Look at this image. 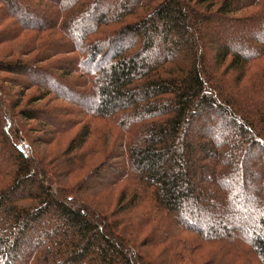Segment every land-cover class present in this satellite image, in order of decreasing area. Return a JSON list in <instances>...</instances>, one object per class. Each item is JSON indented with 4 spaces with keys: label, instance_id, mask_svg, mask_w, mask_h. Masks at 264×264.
Instances as JSON below:
<instances>
[{
    "label": "trees",
    "instance_id": "trees-1",
    "mask_svg": "<svg viewBox=\"0 0 264 264\" xmlns=\"http://www.w3.org/2000/svg\"><path fill=\"white\" fill-rule=\"evenodd\" d=\"M104 2L0 0V264H264V0Z\"/></svg>",
    "mask_w": 264,
    "mask_h": 264
},
{
    "label": "rangeland",
    "instance_id": "rangeland-1",
    "mask_svg": "<svg viewBox=\"0 0 264 264\" xmlns=\"http://www.w3.org/2000/svg\"><path fill=\"white\" fill-rule=\"evenodd\" d=\"M52 1H54V2H56V3H61V2H64L65 0H52ZM105 2L104 3H102V4H100V9L102 10V11H104V12H114V10H113V6L115 5V4H117V3H120V2H116V0H104ZM136 0H129V6L131 7L133 4H134V2H135ZM139 13H141L142 14V11H140ZM41 14H43V16H44V18L45 19H43L42 18V16L40 15V14H36V15H34L33 17V19H35V21L37 20V21H39V22H41L42 20H45V22H51V21H53V16H54V13L53 12H51V11H46V13L44 14V13H41ZM134 19H136V16H134L133 17V20ZM92 20V19H91ZM129 20V19H128ZM87 21V20H86ZM90 21V20H89ZM83 22V23H85V25H87V26H89V25H92V23H90V22ZM87 23V24H86ZM82 28H80L79 30H77L76 28L74 29V31L76 30L77 32H72V35H73V39L75 38V39H77V38H79V34H80V30H81ZM53 37V36H52ZM62 37V36H61ZM246 37L247 36H238L237 37V39L235 40V42H237V41H239L240 39H244V43H243V45L242 44H235L234 45V49H236V50H240L241 48H244L245 47V49H246V47H247V45H246V43H245V41L247 42V40H246ZM257 37H260V36H258V35H254L252 38H257ZM250 38V37H249ZM264 38V37H263ZM209 40V38H206V40ZM248 39V38H247ZM59 41V40H58ZM232 41V40H231ZM74 43H76L74 40H71V44H74ZM233 43V42H232ZM249 43V42H248ZM199 45L201 46V47H210V45L205 41H203L202 42V40H199ZM244 45H246V46H244ZM120 46H121V44L120 43H117L116 44V47H115V49H118V48H120ZM245 49H244V51H245ZM170 55V54H169ZM171 57H173V58H175L176 60H178L179 62L180 61H185L187 64H189L190 62V60H189V53L188 52H186V51H184V49L182 48V50H178V51H176L175 53H173V54H171L170 55ZM71 66H73V67H76V64H74V63H72V64H64V67H71ZM4 76V75H3ZM26 80H27V78H26ZM22 83H24L23 81H22ZM21 90V89H20ZM15 91L17 92V89H15ZM23 93H24V97H23V107L25 108V107H27V106H29V101L31 100V99H34V98H36L37 96H39V93H40V88L38 87H32V86H30V87H27L26 89H24L23 90ZM53 99L54 100V95H50V97L49 98H47V100H45L43 103H37V105L35 106V108H39V107H41V106H43V107H46V105H48V101H49V99ZM56 102V101H55ZM52 103V102H51ZM57 104H59V102H57ZM62 104V103H61ZM22 107V108H23ZM82 107L81 106H79L78 105V109H81ZM30 126L33 128H36V130L37 129H40V131H37L36 132V136H40V137H43V138H45L46 137V132L48 131V130H51V128L49 127V126H47V123L46 122H43V121H41V122H32V123H30ZM78 126L75 128V130H74V132L73 133H71L69 136H68V138H69V140L70 139H73L74 138V136H75V134H76V131L78 130ZM60 146V145H59ZM66 146H62V148L64 149ZM47 151H50L51 149H55L56 147H53V145H48V146H46V147H44ZM105 156V155H104ZM103 156H101L99 159H97V160H99V162H102L103 161V158H102ZM250 166L251 167H253V163H251L250 162ZM89 172L90 171H85V172H82V174H81V177H80V179H83V177H86L88 174H89ZM91 174V173H90ZM104 175H109V174H104ZM88 177V176H87ZM100 177L101 176H98L97 178H96V181H99L100 180ZM79 179V180H80ZM95 180H93V182L91 183V185H93L95 182H96ZM95 185V184H94ZM121 190V189H120ZM119 190V191H120ZM118 191V192H119ZM118 192H116V193H114L113 194V196H114V200H116V198H117V196H118ZM94 193H96V192H94ZM100 193H98L97 195H89L88 196V199H87V201H88V203H90V204H98L96 201L99 199L98 198V195H99ZM106 194H108V193H106ZM96 196H97V198L98 199H96ZM110 195H104V197H109ZM104 197H102V198H104ZM247 199H249L248 198V196H246V197H244V200H247ZM102 203H104L105 205H107L108 206V202L106 201V200H103L102 201ZM107 203V204H106ZM95 206H97V207H99V208H102V207H107V206H103V205H95ZM52 222H55L56 221V219H52L51 220ZM42 230H44V229H42ZM145 251H146V249H145ZM257 264V263H256Z\"/></svg>",
    "mask_w": 264,
    "mask_h": 264
},
{
    "label": "water",
    "instance_id": "water-1",
    "mask_svg": "<svg viewBox=\"0 0 264 264\" xmlns=\"http://www.w3.org/2000/svg\"><path fill=\"white\" fill-rule=\"evenodd\" d=\"M17 149L20 153H22L24 155V157L27 156V154L25 153V149L22 145H18Z\"/></svg>",
    "mask_w": 264,
    "mask_h": 264
}]
</instances>
